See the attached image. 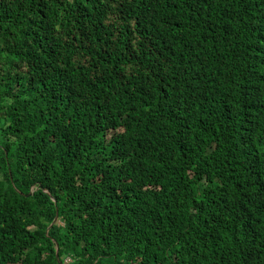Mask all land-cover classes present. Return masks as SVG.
Here are the masks:
<instances>
[{
    "label": "trees",
    "instance_id": "1",
    "mask_svg": "<svg viewBox=\"0 0 264 264\" xmlns=\"http://www.w3.org/2000/svg\"><path fill=\"white\" fill-rule=\"evenodd\" d=\"M64 263L264 264V0H0V264Z\"/></svg>",
    "mask_w": 264,
    "mask_h": 264
},
{
    "label": "water",
    "instance_id": "2",
    "mask_svg": "<svg viewBox=\"0 0 264 264\" xmlns=\"http://www.w3.org/2000/svg\"><path fill=\"white\" fill-rule=\"evenodd\" d=\"M57 222H58V215L56 214L55 217H54V219L52 220L50 226L53 225V224H56ZM55 255L58 256V245L57 244H56V252H55Z\"/></svg>",
    "mask_w": 264,
    "mask_h": 264
},
{
    "label": "rangeland",
    "instance_id": "3",
    "mask_svg": "<svg viewBox=\"0 0 264 264\" xmlns=\"http://www.w3.org/2000/svg\"><path fill=\"white\" fill-rule=\"evenodd\" d=\"M65 261H68V259H66Z\"/></svg>",
    "mask_w": 264,
    "mask_h": 264
}]
</instances>
